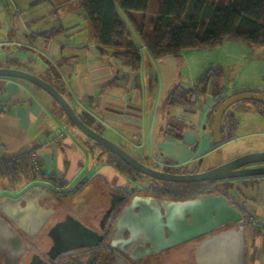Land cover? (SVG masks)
<instances>
[{
	"label": "crops",
	"instance_id": "crops-1",
	"mask_svg": "<svg viewBox=\"0 0 264 264\" xmlns=\"http://www.w3.org/2000/svg\"><path fill=\"white\" fill-rule=\"evenodd\" d=\"M12 1L8 5L0 0V67L24 70L60 89L79 116L86 117L94 129L106 133L108 139L124 146L138 160L148 161V166L160 170L189 168V172L180 173H197L214 167L195 170L205 158L229 146L230 152L225 151L215 166L264 151V142L259 139L264 133V115L253 105L234 109L239 117L235 136L215 149L211 148L213 118L209 115L216 88L223 89L227 96L242 90L264 93L263 82L245 80L236 71L244 49L259 55L264 51L256 49L258 46L225 41L212 49L155 58L144 46L140 32L151 34V22L157 13H150L149 8L146 13H124L115 0L127 26L129 42L141 53L139 69L132 70L115 58L111 49L96 42L78 0H48L44 12L39 4L33 6L37 0ZM153 2L158 11V3ZM51 31H55L52 36L41 35ZM219 50L221 60L209 59L211 52ZM212 66L224 71L218 87L210 81L193 108L167 106V98L175 87H193ZM227 79L232 81L230 86ZM90 148L89 141L72 131L59 105L45 91L24 80L0 77V160L11 162L35 153L37 167H31L38 172L35 178L16 183L0 177V201L18 198L39 187L59 205L60 213L55 208L59 213L56 222L71 215L96 228L109 207L111 189L121 192L147 186L151 181H132L106 162L104 155ZM261 178L223 181L222 184L230 183L231 188L229 196L222 194L244 217L250 214L264 223ZM20 234L26 237L25 233ZM39 234V242L48 243L43 248L44 256L51 240L46 233ZM79 254L67 255L81 258ZM155 257L149 264L165 263L161 256ZM29 263L24 260L21 264ZM0 264H5L2 255ZM246 264H264V229L248 224Z\"/></svg>",
	"mask_w": 264,
	"mask_h": 264
},
{
	"label": "water",
	"instance_id": "water-1",
	"mask_svg": "<svg viewBox=\"0 0 264 264\" xmlns=\"http://www.w3.org/2000/svg\"><path fill=\"white\" fill-rule=\"evenodd\" d=\"M0 77L24 80L50 95L63 110L70 123L88 139L101 145L138 173L155 181L194 184L264 177V151L248 153L209 170L192 174H175L155 169L135 158L118 144L88 126L53 85L44 79L17 68L0 67ZM255 101L264 105V94L242 91L227 98L216 110L212 124L215 144L221 142V124L226 111L233 105ZM122 197V196H121ZM118 200L117 202H119ZM116 203L104 213L101 229L111 217ZM57 201L47 191L35 187L18 198L0 201V255L5 264H21L35 245V236L57 216L56 209H46ZM151 206L139 208L127 218L126 210L113 222L110 248L125 225L119 245L113 252L115 264H132L144 257L171 250L192 252L196 264H246V227L243 213L222 194H205L188 200L152 199ZM136 210V209H135ZM114 219V218H113ZM25 233L22 237L20 233ZM52 239L50 250L34 255L29 264H55L62 254L84 248H96L104 235L79 222L71 215L57 221L47 232ZM128 255L129 258H126Z\"/></svg>",
	"mask_w": 264,
	"mask_h": 264
},
{
	"label": "trees",
	"instance_id": "trees-1",
	"mask_svg": "<svg viewBox=\"0 0 264 264\" xmlns=\"http://www.w3.org/2000/svg\"><path fill=\"white\" fill-rule=\"evenodd\" d=\"M78 1L89 20L96 42L101 47L111 49L113 56L123 60L132 70H138L141 64V53L137 47L129 42V32L116 9L115 0ZM149 1L120 0V7L124 13H146L149 8ZM190 4V13L187 14ZM186 17L187 22H185ZM151 27V34H146L142 30L140 35L144 46L155 58L179 57L182 52L187 50L212 49L225 41H245L254 46H264V0H226L224 3H221L220 0H192V3L191 0H158V12L151 22ZM54 32L41 33V35L52 36ZM223 74L224 71L220 66L209 67L198 78L193 87L188 89L181 86L175 87L167 98V106L185 105L193 108L209 82L212 81L218 87V82ZM242 91H235L232 95ZM223 93V89L216 88L214 105L209 114L211 118L214 117L218 107L232 96L223 95ZM241 105H243L242 102L233 105L224 114L221 124V142L214 143L212 149L218 148L234 138L239 124V117L236 116L234 109ZM253 106L257 112L264 115L263 104L254 101ZM61 111L63 112L62 109ZM80 118L92 127L91 122L86 117L80 116ZM107 152L110 156L111 166L132 181L142 183L148 179L151 182L147 187H151L157 192L175 196L178 195L175 192L180 191L178 188H184L187 191L208 184H175L161 181L156 184L155 180L138 173L117 156ZM31 164L30 155L11 162L0 160V177L9 178L14 183L35 178L38 172L31 167ZM221 187L211 192H219L229 196L227 192L231 188V184L224 182ZM118 215L119 210L114 219ZM65 262L71 264H115L113 250L106 241L91 251L86 262H81L77 255H67L55 264H64Z\"/></svg>",
	"mask_w": 264,
	"mask_h": 264
},
{
	"label": "flooded vegetation",
	"instance_id": "flooded-vegetation-1",
	"mask_svg": "<svg viewBox=\"0 0 264 264\" xmlns=\"http://www.w3.org/2000/svg\"><path fill=\"white\" fill-rule=\"evenodd\" d=\"M222 182L223 181L210 182V183L214 184V185L221 186ZM155 183L158 184L159 181L158 182L155 181ZM189 192L190 191H187V192L178 191V192H175L178 195L173 196V195H170V194H167V193L157 192L155 189H153L151 187H147V186H142V187H138V188H131L129 190L121 191V192H118L116 190H112L111 189V201H110L109 207L113 205V202L116 203L118 200H120V201L117 202L114 211L111 213L110 219L105 224V228L101 229L100 223H99V225L96 228L91 227V226H89V227H91L94 230L96 229V230L100 231L104 235L103 242L106 241L108 243V245H109L111 243V236L113 234V222L115 220V219L113 220V218L116 215V212L118 210H119L118 217L121 216L122 213L126 210L127 218H129V216H131L132 213H134V212L139 213L140 212L139 208L142 209V208L145 207V205L147 206V208H149V206H151L150 200H152V199H165V200H173V201H177V200L183 201V200L193 199V198H195L197 196H200V195L212 194L211 191H206V190L205 191L204 190L203 191H199V192H197L198 194L197 193L194 194V192L193 193H189ZM181 194H183V195H181ZM214 194H222V193L214 192ZM52 198H54V197H52ZM47 207L50 208V209H55V208L57 209V208H59V205L57 204L56 206H54L52 203H48ZM59 213H60V208H59ZM56 217L54 219H50V223H49L48 227H46L42 231V233H46L47 230L55 224ZM244 225H245V227L247 226V223L245 221V217H244ZM124 227H125V225H123V227L119 231V233H118L119 236H117L116 239L114 240L115 247L112 248L113 252L115 250H117L116 246L119 245V242L121 240V236H124L125 238L128 237L127 233L124 234V235H120V234H123V232L125 230ZM46 236H47V234H46ZM39 238H40V234L35 236V245L32 246L31 252H29L25 256V260H29V262H30L34 255H42L43 248H44V246H47L46 244H48V243H45V242L43 243L42 241L39 242ZM50 240H51V245L49 247V250H50V248L52 246V243H53L51 238H50ZM96 248H90V249L84 248V249L72 250V251H69V252H66V253L62 254L61 257H63L64 255H67V254L78 253V252H80V253L88 252L90 254L91 251L95 250ZM169 252H170L169 256H166L164 258V261H165L164 264H196L195 258L193 256L192 252H190L189 250L185 249V250L178 251V252L176 250H171ZM123 255L126 256V258H129L128 255H125V254H123ZM154 256L157 257V256H160V254H156ZM154 256L144 257L140 261L133 262L132 264H149V260L153 259ZM61 257H60V259H61ZM64 264H66V263H64ZM157 264H162V263H160L158 261Z\"/></svg>",
	"mask_w": 264,
	"mask_h": 264
},
{
	"label": "rangeland",
	"instance_id": "rangeland-1",
	"mask_svg": "<svg viewBox=\"0 0 264 264\" xmlns=\"http://www.w3.org/2000/svg\"><path fill=\"white\" fill-rule=\"evenodd\" d=\"M47 1L48 0H37L35 2V5H33V6L36 7L39 4L40 5L39 9L42 12H44L47 9V6L49 5ZM117 1H118L119 6H120V0H117ZM153 1H156V3H158V0H151L149 11H150V13H153V12L157 13L158 11L156 9H154V5H153L154 2ZM221 1H226V0H221ZM1 3L11 5L13 3V1L12 0H1ZM191 3H192V0H191ZM190 8H191V4L189 6L187 14L190 13ZM185 22H187V17L185 18ZM45 23H48V22L45 21ZM149 26H150V24H149ZM151 32H152V29H151ZM235 42L236 41H233V43H235ZM239 43H248V42L239 41ZM256 49H261V51H264V46H258ZM242 53H243V57L241 59L240 65L237 66V69H236L237 73L241 76V78H244L245 80H248V81L249 80H255V81H260V82L264 83V52H261L259 55H256V53H253V52H250L247 49H244V51ZM222 56L223 55L221 54V50H219L217 52L213 51V52H211L209 59H213V60H219L220 59L221 60ZM229 74H232L231 71H229ZM229 78H234V77L229 76ZM227 80H228V86H230V84H232V81H229V79H227ZM222 81H225V80L222 79ZM242 103L244 105H253L254 101H245V102H242ZM69 126L72 129V131H74L75 133H78L83 139L89 141V143L91 145L90 151H93V152H96V153H100L101 155H104V157L106 159L105 161L110 163L109 153L102 146H99L94 141L88 139L82 132H80L70 122H69ZM103 134H104L103 136H105L107 138L108 135L106 133H103ZM259 136H260L259 139L262 142H264V133H261ZM122 148H125V147L123 146ZM230 149H231V147L229 146L228 148H224L223 150H221V152H216L211 157L205 158L200 164H198V166L196 167L195 170H200V169L203 170L204 168H206L208 166H214V167L219 166L220 164L215 166L216 162H218V159H220L222 156H225L226 152H230ZM142 162L143 163L145 162L144 164H146V165L149 164L148 161H142ZM149 165H151V164H149ZM159 168H161V167H159ZM188 169L185 168L183 170V169H174V168H163L162 171L169 172V173H175V174H192V173H180L182 171L183 172H189L190 170H188ZM261 179L263 181L261 183V185H263L262 187L264 189V177H262ZM160 185H163V184H160ZM220 188H222V187L218 186V185L211 184L210 182H208L207 185L191 188V189H188L187 191H190L189 193H193L194 192V194H195V193H197L199 191H203V190L204 191L205 190L206 191H212L214 189L218 190ZM178 190L185 191L186 189L178 188ZM187 191H185V192H187ZM87 253L88 252H83V253L79 254V255L82 256L80 258L81 262H86L88 260V258L90 257L91 254H87Z\"/></svg>",
	"mask_w": 264,
	"mask_h": 264
},
{
	"label": "built area",
	"instance_id": "built-area-1",
	"mask_svg": "<svg viewBox=\"0 0 264 264\" xmlns=\"http://www.w3.org/2000/svg\"><path fill=\"white\" fill-rule=\"evenodd\" d=\"M31 162L32 164L37 167V155L35 153H32L30 156ZM245 221L249 226H253V227H260L264 229V223H262L259 219H257L256 217L248 214L245 217ZM66 264H71L70 262L66 263Z\"/></svg>",
	"mask_w": 264,
	"mask_h": 264
}]
</instances>
